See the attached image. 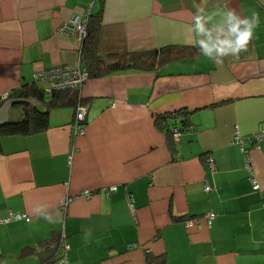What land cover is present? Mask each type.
I'll list each match as a JSON object with an SVG mask.
<instances>
[{
  "label": "crops",
  "instance_id": "obj_1",
  "mask_svg": "<svg viewBox=\"0 0 264 264\" xmlns=\"http://www.w3.org/2000/svg\"><path fill=\"white\" fill-rule=\"evenodd\" d=\"M197 7L213 23L228 10L255 14L248 50L220 65L202 56L190 31ZM74 16L92 17L99 55L143 54L145 66L83 84V135L65 105L51 108L46 129L1 137L0 215L29 220L0 224V264H56L63 238L69 264H146L148 254L164 264H264V141L252 150L258 190L232 144L236 130L264 127V0H0V94L29 91L0 111L18 99L45 109L36 71L87 67L83 41L58 30ZM24 103L7 122L25 115ZM181 110L188 122L174 143L157 118Z\"/></svg>",
  "mask_w": 264,
  "mask_h": 264
},
{
  "label": "built area",
  "instance_id": "obj_2",
  "mask_svg": "<svg viewBox=\"0 0 264 264\" xmlns=\"http://www.w3.org/2000/svg\"><path fill=\"white\" fill-rule=\"evenodd\" d=\"M59 32L69 33L77 37L80 40H84L88 33L87 21H84L80 16H74L73 18L63 22L59 27ZM89 79V71L86 67L79 65L74 68L70 65L62 64L59 66H54L52 68L41 69L34 73V80L44 84V92L47 96L52 93L63 90H79L83 84ZM12 92L0 94V101H7L10 99ZM87 121V105L79 104L75 112L74 130L76 135H83L85 133V125ZM171 134L173 142L179 141L182 131L181 129L173 125L171 126ZM264 141V127L257 130L256 132L250 133L249 135L243 136L238 130L235 131L234 137L232 139V144L239 146V149L245 156V165L250 173L251 182L255 190L259 189V184L255 176V170L252 163V150L260 148L261 143ZM209 169L214 171L216 169L215 160L212 155L206 156L205 160ZM117 187L113 186L107 192L116 190ZM204 190L207 193L212 191L209 185L204 186ZM85 197H90V192L85 191L83 194ZM128 200V206L133 215L136 213L134 206V200L131 195ZM73 198L67 199L63 207L71 202ZM217 214L213 211L209 212L205 216V220L208 225H211L213 220L216 218ZM26 219L29 220L27 214L10 212L6 216L0 215V224H6L14 220ZM187 228L191 226V222L185 224ZM69 246L66 244L64 238L58 247L57 254L58 259L56 264H69L68 259Z\"/></svg>",
  "mask_w": 264,
  "mask_h": 264
},
{
  "label": "trees",
  "instance_id": "obj_3",
  "mask_svg": "<svg viewBox=\"0 0 264 264\" xmlns=\"http://www.w3.org/2000/svg\"><path fill=\"white\" fill-rule=\"evenodd\" d=\"M92 17L90 16L87 22L88 33L83 40V46L86 51L87 57V70L89 71V78L105 76L115 72H122L129 70L131 68L144 67L142 61L143 54L130 53L121 56H102L99 55L95 44L92 41L93 36L90 31V23ZM158 51V50H157ZM150 54L151 56L157 55L158 52ZM35 91V90H34ZM33 91V93H34ZM29 91L22 87L17 91L11 93V97L14 98H26L28 97ZM45 94V92H44ZM50 100L45 103V109H41L38 106L25 105V115L16 121H8L6 124L0 127V139L7 135L16 134H31L35 132L42 131L49 126V115L52 107H60L65 105H73L76 108L79 104H84L83 97L81 96L79 90H63L52 93ZM189 113L181 110L174 113L166 114L163 116H158L157 121L163 130L167 132L169 138H172L171 126H178L181 131L187 125ZM182 122V125L179 123ZM87 123V121H86ZM57 254V253H56ZM164 260L161 257H154L151 254L147 255L146 264H164Z\"/></svg>",
  "mask_w": 264,
  "mask_h": 264
},
{
  "label": "clouds",
  "instance_id": "obj_4",
  "mask_svg": "<svg viewBox=\"0 0 264 264\" xmlns=\"http://www.w3.org/2000/svg\"><path fill=\"white\" fill-rule=\"evenodd\" d=\"M257 23L258 17L255 14L248 18L235 10H228L220 23H213L212 16H209L204 8L197 7L190 29L194 36V44L192 39L186 43L193 44L202 56L220 65L223 64L225 57L238 58L241 52L248 50ZM44 218L53 220L51 215H45Z\"/></svg>",
  "mask_w": 264,
  "mask_h": 264
},
{
  "label": "water",
  "instance_id": "obj_5",
  "mask_svg": "<svg viewBox=\"0 0 264 264\" xmlns=\"http://www.w3.org/2000/svg\"><path fill=\"white\" fill-rule=\"evenodd\" d=\"M24 102H32L33 104H40L39 101L27 100V99H18L12 100L5 104V106L0 111V127L7 123V112L12 104L24 103Z\"/></svg>",
  "mask_w": 264,
  "mask_h": 264
}]
</instances>
